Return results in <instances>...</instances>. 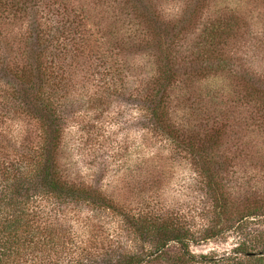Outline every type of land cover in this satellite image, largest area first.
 <instances>
[{
  "label": "trees",
  "instance_id": "trees-1",
  "mask_svg": "<svg viewBox=\"0 0 264 264\" xmlns=\"http://www.w3.org/2000/svg\"><path fill=\"white\" fill-rule=\"evenodd\" d=\"M73 1L0 0V264H145L170 244L179 246L183 258L198 260L195 264H214L215 258L190 255L189 247L219 236L224 229L221 219L229 215V200L213 169L223 131L179 130L171 118L168 94L177 75L166 66L168 60L157 79L140 91L129 81L120 47L97 36ZM156 1L122 3L132 16L153 23L160 20ZM207 1L197 0L196 11ZM13 20L24 23L16 49L6 32ZM159 28L153 36L164 52L167 33ZM229 30L216 26L207 32L208 48L199 56L204 64L201 77L232 71L215 49ZM176 36H171L172 42ZM245 76L241 78L250 84ZM255 93L261 98L264 91L256 88ZM120 100L139 107L144 129L202 169L210 217L201 231L184 229L177 216L161 214L155 205L126 209L125 202L97 186L100 178L85 186L66 180L57 158L65 130L80 125L83 114L102 117ZM101 214H117V231L137 248L107 238L93 245L82 232H89V226L92 231L102 229L97 218ZM232 216L233 230L243 239L220 261L264 264V199L244 202ZM248 223L257 227L246 233Z\"/></svg>",
  "mask_w": 264,
  "mask_h": 264
},
{
  "label": "rangeland",
  "instance_id": "rangeland-1",
  "mask_svg": "<svg viewBox=\"0 0 264 264\" xmlns=\"http://www.w3.org/2000/svg\"><path fill=\"white\" fill-rule=\"evenodd\" d=\"M73 6L89 27L98 31L97 36L120 47L129 81L140 91L166 66L176 70L177 80L168 94L171 118L179 130L184 134H202L215 128L223 131L213 155L218 163L213 169L229 200V215L221 219L224 229L219 236L189 247L190 255H207L216 259L214 264H223L220 258L243 239L233 230L232 215L244 202L264 199V93L255 97L259 96L256 88L264 91V0H208L197 11V0H157L154 11L160 20L153 23L129 14L122 0L104 4L74 0ZM23 24L13 20L6 26L14 49L21 44ZM216 26H230L215 49L224 54L225 64L232 71L204 78L200 76L204 66L200 51L208 48L206 34ZM158 28L167 33L165 53L153 36ZM176 34L172 42L171 36ZM244 73L256 88L241 78ZM118 102L112 103L102 117L83 114L80 125L65 130L57 158L66 180L85 186L100 178L97 186L118 202H125L126 209L155 205L161 214L177 216L184 229L201 231L210 217L202 169L174 153L168 141L144 129L139 107L131 101ZM97 218L102 229L92 231L89 226V232H82L93 245L99 238L101 242L107 238L137 248L117 231V214ZM256 227L248 223L245 232ZM76 234L81 237V232ZM181 253L177 244H170L165 253L149 257L145 264L198 261L187 260Z\"/></svg>",
  "mask_w": 264,
  "mask_h": 264
}]
</instances>
